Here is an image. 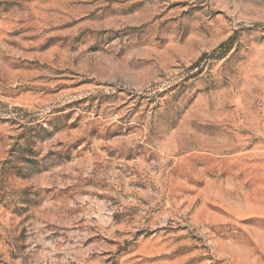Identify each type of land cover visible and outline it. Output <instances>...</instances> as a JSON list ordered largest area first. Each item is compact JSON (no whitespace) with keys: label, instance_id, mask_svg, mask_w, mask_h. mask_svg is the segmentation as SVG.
<instances>
[{"label":"rangeland","instance_id":"374dc122","mask_svg":"<svg viewBox=\"0 0 264 264\" xmlns=\"http://www.w3.org/2000/svg\"><path fill=\"white\" fill-rule=\"evenodd\" d=\"M0 264H264V0H0Z\"/></svg>","mask_w":264,"mask_h":264}]
</instances>
